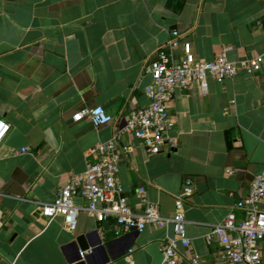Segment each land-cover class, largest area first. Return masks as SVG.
I'll return each instance as SVG.
<instances>
[{
    "label": "crops",
    "instance_id": "0c3cea01",
    "mask_svg": "<svg viewBox=\"0 0 264 264\" xmlns=\"http://www.w3.org/2000/svg\"><path fill=\"white\" fill-rule=\"evenodd\" d=\"M176 30L202 60L225 47L233 61L262 54L264 0H0V120L10 125L0 142V264H72L76 236L92 230L106 248L90 264H123L130 249L136 264H163L172 222L121 230L113 218L80 209L69 230L62 216L48 222L41 207L96 161L92 150L113 136L116 120L149 104L146 64L170 51ZM208 82L206 93L197 83L176 90L169 110L175 147L149 155L134 140L120 162L119 181L135 210L140 188L164 216L191 189L183 199L192 243L178 242L177 264H234L206 235L230 211L244 216L236 204L264 171V68ZM97 105L115 121L72 119ZM76 202L86 205L82 197Z\"/></svg>",
    "mask_w": 264,
    "mask_h": 264
},
{
    "label": "built area",
    "instance_id": "2783aa9c",
    "mask_svg": "<svg viewBox=\"0 0 264 264\" xmlns=\"http://www.w3.org/2000/svg\"><path fill=\"white\" fill-rule=\"evenodd\" d=\"M170 51L159 50L156 56L146 64V72L152 75V82L145 88L149 97L148 105L132 111L123 122L114 117L103 105L93 108L84 107L73 116L74 121L89 119L95 126L115 121L113 136L107 141L98 142L93 150L96 161L89 163L84 172L73 175L60 188L52 202L41 207V213L48 222L57 216L64 218L69 230L77 225L80 209L87 210L95 218L104 222L113 218L121 230H143L147 224L164 226L174 224L175 237L170 238L163 248V264H177L181 256L178 242L191 245L186 233L187 220L184 212V196L191 189L176 197L175 211L172 216L160 213L158 205L152 202L143 188L139 189L141 209L135 210L125 196L119 181L120 162L134 147V140H140L149 155L162 151L163 147L176 146V140L170 136L175 120L170 114V106L175 100L177 89L188 90L198 84L206 93L209 78L222 83L240 74L255 75L264 68V53L238 61L228 57L229 47H225L212 60H202L196 56L192 43L183 38V34L174 31L168 42ZM10 128L9 123L0 120V142ZM23 149L22 151H26ZM86 201L81 208L76 199ZM264 171L258 173L250 184L245 198L238 201L236 207L243 210L244 216L238 218L230 211L226 218L212 226L206 235L210 242L216 237L222 246V257L234 264H262V244L264 243ZM119 233V232H118ZM133 249L125 254L123 264H136L132 258ZM81 256L84 253L81 252ZM195 262L197 260L195 259Z\"/></svg>",
    "mask_w": 264,
    "mask_h": 264
},
{
    "label": "water",
    "instance_id": "95a60500",
    "mask_svg": "<svg viewBox=\"0 0 264 264\" xmlns=\"http://www.w3.org/2000/svg\"><path fill=\"white\" fill-rule=\"evenodd\" d=\"M74 244H77L78 257L71 262L72 264L83 258L85 262L90 264L91 258L106 248V245L103 244V240L98 236L97 230L79 234L76 236ZM81 252H86L87 254L82 257Z\"/></svg>",
    "mask_w": 264,
    "mask_h": 264
}]
</instances>
